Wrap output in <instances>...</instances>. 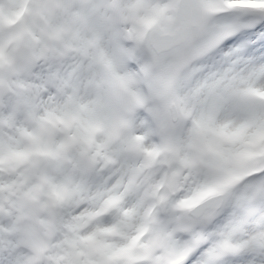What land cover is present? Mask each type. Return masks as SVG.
<instances>
[{
  "label": "snow or ice",
  "instance_id": "obj_1",
  "mask_svg": "<svg viewBox=\"0 0 264 264\" xmlns=\"http://www.w3.org/2000/svg\"><path fill=\"white\" fill-rule=\"evenodd\" d=\"M0 264H264V0H0Z\"/></svg>",
  "mask_w": 264,
  "mask_h": 264
}]
</instances>
